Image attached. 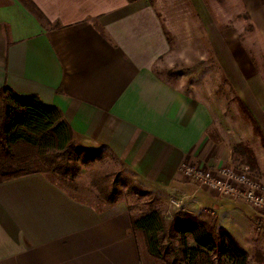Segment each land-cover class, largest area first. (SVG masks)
<instances>
[{
  "label": "crops",
  "instance_id": "obj_1",
  "mask_svg": "<svg viewBox=\"0 0 264 264\" xmlns=\"http://www.w3.org/2000/svg\"><path fill=\"white\" fill-rule=\"evenodd\" d=\"M31 1L49 27L19 0H0V90L9 87L58 108L75 139L108 149L163 214L182 211L223 228L247 252L249 264L254 255L263 256L255 212L184 175L186 167L230 165L238 144L252 148L264 174V149L253 126L241 112L231 123L228 103L212 81L188 88L154 68L173 44L192 46L190 67L214 62L216 54L220 77L230 80L264 135V0H250L252 58L232 54L229 35L215 36L209 0H177L176 22L166 21L165 0ZM182 11L203 14L202 23L198 15L181 20ZM200 26L211 29L201 41L194 33ZM198 45L207 46L206 58L197 54ZM174 200L181 209L172 206ZM133 218L126 201L100 211L43 174L9 181L0 175V264H166L151 256Z\"/></svg>",
  "mask_w": 264,
  "mask_h": 264
},
{
  "label": "trees",
  "instance_id": "obj_2",
  "mask_svg": "<svg viewBox=\"0 0 264 264\" xmlns=\"http://www.w3.org/2000/svg\"><path fill=\"white\" fill-rule=\"evenodd\" d=\"M19 1L40 22L50 26L31 0ZM127 1L133 3L136 0ZM148 1L154 3V0ZM239 104L264 149L261 128L242 100ZM76 146L74 131L58 108L44 104L37 96L20 95L9 87L0 90V175L3 181L39 173L74 200L97 210L117 204L124 192L115 183L106 181L92 184L96 189L98 206L79 196L83 191L73 183L80 167L76 160L83 158L81 164L86 165L88 157L84 149L78 150ZM238 153L249 154L254 160L252 151L242 144L234 149V154ZM132 227L144 235L151 256L166 264H218L216 258L224 259V264H249L247 252L230 233L223 228L217 232L216 228L188 214L176 216L167 231L164 215L154 207L133 218ZM175 229L179 244L177 249L170 247L171 240L165 242L168 232ZM258 258L260 263H264V256L258 254Z\"/></svg>",
  "mask_w": 264,
  "mask_h": 264
},
{
  "label": "rangeland",
  "instance_id": "obj_3",
  "mask_svg": "<svg viewBox=\"0 0 264 264\" xmlns=\"http://www.w3.org/2000/svg\"><path fill=\"white\" fill-rule=\"evenodd\" d=\"M166 1V9L167 12L164 14L166 21L176 22L178 20V12H175V4L178 3L177 0H165ZM177 2V3H176ZM155 5L157 2H155ZM209 6L212 10L211 14L215 20L214 24V32L215 36L229 35L231 38L230 50L234 55H238L240 52L248 54L249 56L254 53L255 45V19H254V2L250 0H209ZM160 9V7H159ZM161 15V14H160ZM198 15V20L202 23L203 14L196 13L195 11H182L180 18L181 20H194ZM173 24V23H172ZM185 35L189 36L188 29L184 30ZM192 31V30H191ZM195 38L200 39L203 36H207L211 34V29L208 31L203 28H199V37L196 34V30H194ZM168 36L172 35L168 33ZM173 41V38H172ZM191 45L187 46H176L172 45L171 53L163 58L156 67L154 68L155 73L164 78V79H173V80H182L190 88L191 85H202L206 81H211L215 85L216 93H218L227 103V112L228 117H230V121L234 123L237 121L238 117H236L237 112L242 113V117L249 119L243 114L240 109V98L234 89L233 84L230 83V80L227 79L226 76H221L220 65L218 63V57L214 54V62L213 59L210 58V63L206 61L204 63H198L194 67H190L186 60L190 58V55L194 51L191 49ZM198 55H204L206 58L207 46L206 45H198ZM211 50H209L210 52ZM212 56V54H211ZM198 58V56H197ZM250 58H252L250 56ZM237 59V57H236ZM213 62V63H212ZM207 71L210 73H215V77H206ZM243 102V101H242ZM244 103V102H243ZM240 113V114H241ZM251 124V123H250ZM76 149L86 151L84 154L87 155V164H81L82 159L78 157L76 162L79 167V171L76 177L73 179V183L78 186V188L83 191L79 195L88 201V203L98 206L97 201L95 199L96 189L92 187L94 182H102L106 181V183H115L117 188H121L124 192L123 196L119 199L120 201H126L129 205L134 218L139 217L142 213L147 212L150 208H154L155 203L153 198L147 193L141 185H139L137 179L126 170L124 164L113 155L108 149L103 147H94L90 148L86 146L83 142H79L75 139ZM241 145V144H238ZM237 145V146H238ZM245 148H248L252 151L254 160L252 161L249 154H234L233 161L230 165H225L221 168H231L234 170L249 172L253 177L258 179L262 184H264V174L260 171L257 166L256 159L253 153L252 148L248 144H242ZM80 148V149H79ZM81 152V151H80ZM82 155L83 157L85 155ZM251 154V156H252ZM90 160V161H88ZM216 169H208L207 171H212ZM107 178V180H106ZM196 186L200 189L207 190L206 186H200L196 183ZM264 186V185H263ZM210 190V189H209ZM211 191V190H210ZM216 196L222 199L223 198L220 193L214 192ZM229 200V199H226ZM119 201V202H120ZM232 201V200H229ZM174 202V203H173ZM233 202V201H232ZM236 203V202H235ZM172 206L175 209H181L182 203L181 201L174 200L172 201ZM240 204V203H239ZM244 205V204H242ZM247 206V205H245ZM249 207V206H247ZM250 208V207H249ZM253 210V209H252ZM258 218V224L261 231L264 233V224L260 217H258V213L256 210H253ZM175 211V213H166L163 214L167 224V231L169 230V226L171 222L175 219L176 216L181 214H188L182 211ZM194 217V216H192ZM211 227L216 228V231L221 229V227L217 225H209ZM165 242L167 243L169 240L171 243V248L177 249L179 244L177 242V230H173L171 233L168 232V235L165 237ZM191 244L192 241H190ZM264 256V255H263ZM218 264H224L226 261L224 259L216 258ZM252 264H262L259 262L258 255H254L252 258ZM264 264V263H263Z\"/></svg>",
  "mask_w": 264,
  "mask_h": 264
},
{
  "label": "built area",
  "instance_id": "obj_4",
  "mask_svg": "<svg viewBox=\"0 0 264 264\" xmlns=\"http://www.w3.org/2000/svg\"><path fill=\"white\" fill-rule=\"evenodd\" d=\"M184 175L200 186H206L207 190L220 193L223 198L256 210L259 212V220L264 224V184L253 177L251 173L231 168L207 171L186 167Z\"/></svg>",
  "mask_w": 264,
  "mask_h": 264
}]
</instances>
